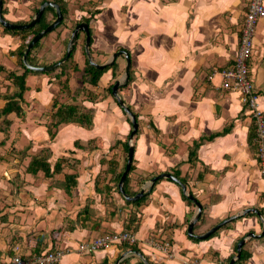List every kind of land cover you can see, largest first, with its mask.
I'll return each mask as SVG.
<instances>
[{"label":"crops","instance_id":"0c3cea01","mask_svg":"<svg viewBox=\"0 0 264 264\" xmlns=\"http://www.w3.org/2000/svg\"><path fill=\"white\" fill-rule=\"evenodd\" d=\"M29 2L3 0L4 17L16 23L28 19ZM102 2L103 6L98 7L100 12L89 25L93 39L90 52L97 63H104L120 49L129 53L131 80L119 89L122 100L139 117L133 137L129 189L137 192L142 189L141 197L145 199L137 207L120 192L112 191L117 204L109 207L104 194L98 191L112 184V175L107 172L110 159L115 161L117 170L124 167L126 156L122 143L128 140L131 130L127 115L113 95H105L93 104L85 102L95 113L90 128L62 124L51 138L47 125L52 120L54 99L70 103L72 98L60 92L53 77L28 75L25 117L22 120L14 118L12 125L15 120L23 127L31 124L35 133L27 131L29 141L21 147H25L28 154L48 147L51 161L65 156L69 163L78 160L80 167L70 194L59 187H50L41 172L36 176L21 173L19 177L7 171L1 173L0 190L4 194L0 197L5 203L0 202V206H5L0 209V264H10L15 246L19 253H32L29 241L40 233L47 248L53 244V249H69L55 264H140L144 263L141 258L149 264L193 261L228 264L244 237L247 239L242 249L251 255L241 263H236L237 258L234 264H264V181L256 157L253 123L238 91L223 89L218 73L210 80L207 78L212 70L233 63L249 0ZM2 28L0 53L7 52L3 63L13 67L20 39ZM66 32L63 28L61 40ZM54 36L56 31L52 30L43 40L52 42ZM61 40H58L60 45ZM52 51H58V56L62 52L58 48ZM53 54L44 56L42 61L50 64L60 59L61 55L52 58ZM46 58L52 59L47 61ZM73 59L79 67L84 66L80 47H76ZM115 60L116 72L123 74L125 57L120 55ZM248 63L259 92V106L264 109V17L257 23ZM111 82L115 80L112 70L108 69L91 91L100 95ZM68 85L71 90L76 89L79 71L72 72ZM76 101H84V96ZM27 129L24 127L22 131L26 133ZM212 134L216 135L207 139ZM201 138L204 141L197 147L196 156L189 160L191 146ZM90 140L97 146L86 149ZM76 142L81 147H77ZM20 159L23 158L17 156L14 161L20 164ZM23 162H28V157ZM162 173L177 177L202 206L192 235L187 228L196 206L182 197L179 183ZM158 175L161 176L152 182L151 179ZM38 176L41 183H38ZM55 177L61 179L59 174ZM15 178L26 179L28 183L17 188L10 197L5 183H14ZM88 203L94 215L88 220L79 219V211ZM136 209L139 210L137 226L128 229L125 221L130 211ZM15 212L25 217L19 221L21 223L10 221ZM94 220L99 222V228L92 227ZM224 220L226 222L207 237H197ZM122 229L135 233L136 250L121 253L116 245L90 253L76 249L83 240ZM53 232L58 234L51 242ZM164 241L169 243L167 251L157 245Z\"/></svg>","mask_w":264,"mask_h":264},{"label":"trees","instance_id":"16d2710c","mask_svg":"<svg viewBox=\"0 0 264 264\" xmlns=\"http://www.w3.org/2000/svg\"><path fill=\"white\" fill-rule=\"evenodd\" d=\"M43 1L45 0H41L36 5V7H33L34 12L36 11L40 3H42ZM52 1L56 2L60 6V9L63 13V19L60 22V24L57 25L58 27L62 25L64 22V17L66 15V6L61 0H52ZM98 1L101 2L102 0H98ZM95 8H96L95 11L90 13V16L91 15L94 16L96 13L100 12V9L98 8V6H96ZM2 11L4 15L5 9L3 8ZM49 13H52L53 18L48 20L47 15ZM55 16H56V13H55L54 8L51 6H47L44 9L43 13L41 14L40 19L31 27H28L22 30L3 27V30L5 32L10 33L12 34L13 37L19 38L21 40V43L18 47L19 48L18 50L19 61H18L17 69H10L6 67L5 65L0 64V82H2V88L0 89V101H1L0 102V132H2L4 135L8 134V131L10 129V126L13 123L14 118L22 120L25 117V112H26V107H27L25 93L29 89L27 85V81H26L28 75H49L53 77L54 78L53 80L56 81L58 85L60 86L59 88L60 92L67 93L72 98V101L70 103L61 102L58 100V98L54 99L53 104H52V109H51L52 110L51 111L52 120L48 124L49 135L52 138L54 137V134L57 128L62 124L72 123V124L80 125L84 128H90L93 124V118H94L95 113H94V109L92 108V106H88L85 102H91L93 104L97 99L100 98L101 100V98L103 97V96L99 97L98 94H95L94 92H92L91 87L98 85V82L100 80L102 73L108 69L112 70L114 80H116L121 74L120 72L118 73L116 72L118 70L116 60L113 61L111 65H107L101 69L90 65L89 61L87 60V56H86V52L84 48V39H85L84 31H80L78 33L77 39L74 43L73 49L70 52L68 59L62 64H60L58 67L48 72H36V71L28 69L22 61V54H23L24 48L26 47L27 43L31 40V38L38 31L45 28L49 23H51L54 20ZM83 20L84 22H87L89 24L88 18H84ZM26 22L28 21H21L19 23H26ZM80 22H83V21L81 20L76 21L73 24V26H71L69 30L67 31L68 35H66L62 39V42L65 46L64 51L66 50L70 31ZM80 33H83L82 43L78 41L80 37ZM89 33H90V45H91L93 39H92V29L90 27H89ZM42 39L43 37L33 45V48L28 53V61L34 65L44 66V65L49 64L43 61L38 62L35 59V57H33V52L35 49H37L40 46ZM76 47L77 48L80 47V50L84 56L85 64L83 67H79L78 63L73 59V54L75 52ZM64 53L65 52H63V55ZM94 59L95 58L93 57V60ZM248 66H249V63H248ZM73 71H79V85L76 87V89L71 90L68 85V81ZM130 80H131V72L128 77L127 84L130 82ZM112 84L113 82L109 84L108 86V92L110 95H111ZM119 89L121 90V87H119ZM82 95L84 96V101L82 102L76 101L77 98ZM135 117H136V120L139 122V117L137 114L135 115ZM127 121L131 129V122L128 117H127ZM227 130L228 129H225L224 131H227ZM216 134H212L211 136L207 137V139L213 138ZM4 140L5 138L0 141V144L5 142ZM203 141H204V138L194 141L189 151V160H193V158L196 156V149L199 146V144L202 143ZM95 143L96 142L94 140H90L86 146V149H91V148L96 147L97 143L96 144ZM75 145L77 147L80 146L79 144H77V142L75 143ZM122 148L127 153L128 151L127 140H124V142L122 143ZM18 153L21 155V158L23 159L28 157V162L24 167L25 171L23 174L28 173V174H32L36 176L38 172H41L43 174L44 179L48 181V184L50 187L52 186L59 187L60 189H63L67 194H70L72 187L76 184V178L78 176V172H70L68 169H66V166H71L74 169H76L77 168L76 165L79 163L78 160L74 159L75 162L70 164L67 157L60 156L54 161H51L50 160L51 153L48 147H43L33 154H28L25 150H18ZM125 163H126V159H125ZM124 167L120 170H117L115 168V161L110 159L107 172L112 175L110 179V182L112 181V184L110 185V183H108L104 185L102 189H98L99 193L104 194L105 203L108 202L107 205L109 207H115L114 205L115 202L112 199V191H116L117 193L119 192L118 182L124 170ZM132 169H133V165L131 164L130 170L125 177L124 185H123L124 191L128 195H134L137 192V190L129 189V183L131 180L130 173ZM57 174L61 175V179L55 177ZM7 178L9 179V177ZM16 179L17 178L13 179L12 181L16 182ZM182 197L186 201L191 202L189 198L183 193H182ZM144 199L145 197L143 196V197L138 198L137 200L128 201V202L138 207L143 202ZM89 203L82 210L79 211V219L88 220L94 215V210L91 209ZM1 218L2 220H4L5 216H2ZM138 220H139V210L138 209L132 210L130 211L129 216L127 220L125 221L124 226L128 229H131V227L135 229L137 226ZM71 227L72 226H70L69 228ZM92 227H94L95 229L99 228V222L94 220ZM64 233H66V230H64ZM57 234H58L57 232H53L52 237H51V242H53ZM43 240H44V236L42 233H40V234H37L33 240L29 241L33 249L32 253L39 254V253L53 250V244H51L50 248H47V245L46 243L43 242ZM116 246L120 248L121 253L126 250H136L135 244L122 243V244H117ZM250 255L251 254L248 251H245L244 249H242L240 256L236 260V263H241L247 260L250 257ZM140 264H144V263L140 262Z\"/></svg>","mask_w":264,"mask_h":264},{"label":"built area","instance_id":"2783aa9c","mask_svg":"<svg viewBox=\"0 0 264 264\" xmlns=\"http://www.w3.org/2000/svg\"><path fill=\"white\" fill-rule=\"evenodd\" d=\"M247 10L239 33V46L236 56L231 65L214 69L209 73L207 78L218 73L221 76L220 86L226 90L238 91L253 123L256 144V157L258 160L259 172L264 181V109L259 106V92L254 84L250 68L248 66L249 57L254 47V37L258 21L264 17V1L249 0ZM264 213V203H263ZM137 241L133 231L122 229L119 231L103 232L93 238L78 243L79 251L94 252L108 246L117 244H134ZM157 245L167 251L168 241L162 245ZM18 246L14 247L15 253L12 255L10 264H55L62 256L69 251L67 248H54L53 250L43 253L22 254L17 251ZM186 264H199L197 261Z\"/></svg>","mask_w":264,"mask_h":264},{"label":"water","instance_id":"95a60500","mask_svg":"<svg viewBox=\"0 0 264 264\" xmlns=\"http://www.w3.org/2000/svg\"><path fill=\"white\" fill-rule=\"evenodd\" d=\"M47 6H51L54 8L56 16L54 18V20L49 23L45 28L41 29L40 31H38L32 38L31 40L27 43L26 47L24 48L23 54H22V61L24 63V65L33 71L36 72H48L52 69H55L56 67H58L60 64H62L63 62H65L69 55L70 52L73 49L74 43L77 39L78 33L80 31H84L85 32V43H84V48H85V52H86V56H87V60L89 61L90 65L96 67V68H104L107 65H111L113 63V61L116 59V57L123 55L125 57V67H124V72L121 75L120 78L116 79L115 82L112 84L111 86V94L113 95L114 99L117 101V103L119 104V106L121 107V109L123 110V112L127 115V117L129 118L130 122H131V130L130 133L128 135V151H127V157H126V163H125V167L124 170L120 176L119 182H118V190L119 192L122 194V196L127 200V201H134L137 200L138 198H140L142 196V189L135 193L134 195H128L123 188L124 185V180L125 177L127 175V173L130 170V166L132 164V159H133V153H134V145H133V137L137 132L138 129V122L136 120V117L130 109L129 107L125 104V102L122 100V98L119 95V87L125 86L127 84L128 81V77H129V71H130V56L129 53L124 50V49H120L114 53H112V55L109 57V59L107 61H105L104 63H97L93 60L92 56H91V52H90V33H89V24L87 22H80L78 23L73 30L70 33L69 39H68V43L66 46V50L64 55L55 62H52L48 65H34L32 63H30L28 61V53L29 51L33 48V45L40 40L45 34L49 33L50 31H52L54 28L57 27V25L62 21L63 19V13L60 9V6L52 1V0H45L42 3H40V5L38 6V8L36 9V11L34 12V15L32 16V18L26 22V23H16V22H12V21H8L4 15H3V0H0V24L3 27L6 28H11V29H26L28 27L33 26L39 19L41 14L43 13L44 9ZM162 176H166L169 177L171 179H173L174 181H176L177 183H179L182 192L189 198L190 201H192L195 206H196V210L194 215L192 216V218L189 220L188 223V228L187 231L190 235H192L193 232V226L195 224V222L200 218L201 216V211H202V206L201 204L197 201V199L193 196V194H191L190 192L187 191L186 189V185L184 183H182L181 181H179L177 179V177L169 174V173H162ZM158 175L156 177H153L151 179V181L153 182L155 179H157L159 176ZM263 223H264V218H262ZM226 222V220H224V222H221L215 226H213L212 228L209 229V231H206L205 233L198 235L197 237L200 238H205L207 237L209 234L213 233L214 231H216V229L218 227H220V225L224 224ZM263 229H264V225H263ZM247 238L244 237L243 239H241L238 244H237V253L236 255L229 261L228 264H234L235 260L240 256L241 250H242V245L244 244L245 240ZM145 264H149L147 263L144 258H141Z\"/></svg>","mask_w":264,"mask_h":264},{"label":"rangeland","instance_id":"374dc122","mask_svg":"<svg viewBox=\"0 0 264 264\" xmlns=\"http://www.w3.org/2000/svg\"><path fill=\"white\" fill-rule=\"evenodd\" d=\"M31 2H29V7H30V15L28 17V19H24V20H19L18 22H21V21H29L32 16L34 15V8L33 7H36V5L41 1V0H30ZM64 5L66 6V15L64 17V22L62 25L58 26L57 28H55L53 31H56V36H54V39L55 40H52V42H48V41H45L42 39L41 43H40V46L34 50L33 52V57H35V59L39 62V61H42V59H45L44 56H48L53 54L54 56H52V58H56L55 56L57 57H62V53L65 52L64 49H65V46L61 40V32L63 30V28H66V31L69 30V28L71 26H73V24L76 22V21H84L83 19L84 18H88L89 19V25L93 24L94 20H95V15H91L90 16V13H92L93 11H95V7L98 6V7H102L103 6V0L101 2H99L98 0H61ZM96 5V6H95ZM33 8V9H32ZM23 9V8H22ZM53 18V15L52 13H49L47 15V19H52ZM0 27L2 28L3 26L0 25ZM3 29V28H2ZM50 33V32H49ZM71 33V31H70ZM66 35H68V32H66ZM70 36V34H69ZM45 37V36H44ZM19 39V38H18ZM58 40H61V44H59V41ZM78 41L80 43H82L83 41V33H80V37L78 39ZM21 43V40L19 42V45ZM55 45V46H54ZM19 47V46H18ZM17 47L16 51L14 52V54H16V65L13 66V67H8L6 66V64L3 63L4 61V54L7 53H0V64H3L5 65L6 67L10 68V69H17L18 67V61H19V55H18V50L19 48ZM60 49V52L61 54L58 56L57 52H53L52 49ZM60 57V58H61ZM52 58H46L47 61H50V59ZM122 75V74H120ZM121 76H119L118 78H120ZM31 82V80H30ZM112 83V82H111ZM4 85V84H3ZM58 87L60 88V86L58 85ZM0 88H2V82H0ZM104 94V95H103ZM105 95H109V92H108V87L105 88V92L102 93V94H98L99 97L101 96H105ZM33 100V99H32ZM31 101V100H30ZM126 115V114H125ZM14 125H11L10 126V129L8 131V134L7 135H4L2 132H0V141L3 140L5 138V142H3L2 144H0V177H1V173H4L5 171L8 172V174H11L12 176H19L21 173H24L25 171V165L27 164V162H23L24 159H20V164L19 163H16L14 160L17 156H20L21 155L18 153V150H25V147H21V145H24L25 142H28L29 141V137L26 135L28 132L30 133H33L34 130H35V127L33 128V126L31 124H28L27 126H24V127H27L28 129L26 130V133L24 131H22V129H24L23 125L21 124V122L19 120H15L14 121ZM46 126V125H45ZM48 126V125H47ZM33 130V131H32ZM28 131V132H27ZM35 133V132H34ZM130 133V132H129ZM15 143V145L17 146H14L13 144ZM127 143H128V140H127ZM20 147V148H19ZM6 154V155H5ZM124 156L127 157V153L125 152ZM72 163V162H71ZM70 163V164H71ZM77 167V171L78 172V169L80 167L79 164L76 165ZM66 169H68L70 172H73L74 168L71 167V166H66ZM6 173V172H5ZM60 175V174H59ZM11 176V177H12ZM38 178H40L38 180V183H41L42 180H41V177L38 176ZM2 178H0L1 180ZM24 181V182H22ZM16 180V182L14 183H5L6 187V193L9 195L11 193V196L10 197H13L14 194V191L17 189V188H22L25 183H28V181L25 179V180ZM2 183V182H1ZM24 184V185H23ZM3 185V183L1 184ZM4 187V185H3ZM9 188V189H8ZM10 191V192H9ZM4 194V192H2L0 190V196ZM113 194V193H112ZM8 198V197H7ZM112 199H113V195H112ZM90 200V198H89ZM113 201L115 202V207H116V204H117V201L113 199ZM0 202L2 203H5L4 202V199H2L0 197ZM108 202H106L105 204L107 205ZM5 206V205H4ZM4 206H0V209H2V207ZM16 214L15 217L12 216V218L10 219V221H13V223L17 224V223H21L19 221H21L22 219H24L25 217L20 214V213H14ZM4 215H6V217L9 216L8 213H5ZM19 218L20 220H15V218ZM8 219V218H7ZM96 221V220H95ZM107 232V231H105ZM84 241V240H83ZM78 245V244H77ZM78 247V246H76ZM68 249V248H67ZM103 249V248H102ZM100 250V249H99ZM77 251L78 252H82V251H79L78 248H77ZM85 253H88V252H85Z\"/></svg>","mask_w":264,"mask_h":264},{"label":"flooded vegetation","instance_id":"af4514ba","mask_svg":"<svg viewBox=\"0 0 264 264\" xmlns=\"http://www.w3.org/2000/svg\"><path fill=\"white\" fill-rule=\"evenodd\" d=\"M59 24H60V23H59ZM54 29H55V28H54ZM54 29H53V30H54ZM72 30H73V29H72ZM72 30H71V31H72ZM50 32H51V31H50ZM47 34H48V33H47ZM47 34H45L44 36H46ZM44 36H43V37H44Z\"/></svg>","mask_w":264,"mask_h":264},{"label":"clouds","instance_id":"9594fccd","mask_svg":"<svg viewBox=\"0 0 264 264\" xmlns=\"http://www.w3.org/2000/svg\"><path fill=\"white\" fill-rule=\"evenodd\" d=\"M135 244V243H134Z\"/></svg>","mask_w":264,"mask_h":264}]
</instances>
